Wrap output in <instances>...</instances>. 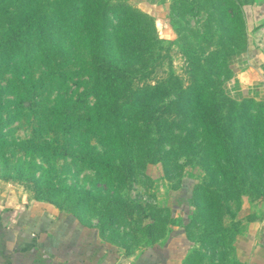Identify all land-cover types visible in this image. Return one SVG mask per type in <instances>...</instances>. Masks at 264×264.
<instances>
[{
	"label": "rangeland",
	"instance_id": "obj_1",
	"mask_svg": "<svg viewBox=\"0 0 264 264\" xmlns=\"http://www.w3.org/2000/svg\"><path fill=\"white\" fill-rule=\"evenodd\" d=\"M241 2L166 0L152 13L128 0H0V36L20 29L16 54L0 47V185L24 206L77 214L127 258L183 225L171 204L189 180L188 264H224L240 217L264 212V100L223 93L229 58L254 44ZM115 35L132 36L137 55L123 62L143 58L148 74L123 80L144 92L107 119L88 108L99 100L86 70L90 38ZM59 62L75 72L66 83ZM64 93L77 110L59 121Z\"/></svg>",
	"mask_w": 264,
	"mask_h": 264
},
{
	"label": "crops",
	"instance_id": "obj_2",
	"mask_svg": "<svg viewBox=\"0 0 264 264\" xmlns=\"http://www.w3.org/2000/svg\"><path fill=\"white\" fill-rule=\"evenodd\" d=\"M128 1L152 13L166 4V0ZM241 11L254 44L245 53L229 58L231 74L224 87L235 98L264 99V46L260 33L264 27V0H242ZM173 193L171 214H180L182 222L187 221L189 194L183 189ZM247 215L240 217L243 229L231 239V251L224 264H264V212ZM192 246L182 225L169 231L159 243L129 255L127 261L188 264ZM117 257L120 258L117 248L75 213L24 206L13 191L0 185V264H113Z\"/></svg>",
	"mask_w": 264,
	"mask_h": 264
},
{
	"label": "trees",
	"instance_id": "obj_3",
	"mask_svg": "<svg viewBox=\"0 0 264 264\" xmlns=\"http://www.w3.org/2000/svg\"><path fill=\"white\" fill-rule=\"evenodd\" d=\"M21 6V5H20ZM10 19V18H9ZM19 18H12V20L17 21ZM127 21V20H126ZM125 20L122 18H119V22L125 24ZM128 22V21H127ZM106 25V22L104 23ZM107 35L106 31H102V34ZM20 34V29L18 26H12L9 27L7 30L1 33L0 36V47L3 50H7L10 54H7L8 56H12L13 54H16L18 49H17V38ZM117 34V33H116ZM115 38L118 39L116 41H112L110 39H103L101 37L95 38H90L91 44L94 45V53L97 55V60L96 62L92 63V66H89V68L86 70L90 71L89 76L93 78V83H92V91L94 92L96 100H99V104H94L88 106L90 110H100L102 113L101 115L104 116L105 118H110L111 116H115L117 113H121L122 110L128 108L129 106H135L137 99L139 97V93L144 92L143 88H135L133 87V83L131 81H123L125 79H130L133 74L140 72L143 74H148V69L147 66L145 65V60L141 61V66L139 67H132L134 62H123L125 58H131L135 57L137 55V48L135 46V42L132 39V36L130 38H123L121 35L116 36ZM99 39H102L99 41ZM15 40L14 42H12ZM111 41L112 45L115 43V48L111 46ZM12 42V43H10ZM15 53H14V52ZM56 54L62 55L67 53L65 48L61 47H56L55 49ZM144 67L143 70H141ZM229 69L230 66L228 64ZM51 72L57 76L63 75L64 83L67 82V80L70 78V75H74V71L70 70V68L63 66L60 62L55 65V68H51ZM85 72V70H84ZM77 75V73L75 74ZM88 77V74H86ZM136 75V74H135ZM225 83V82H224ZM223 83V93L225 94L226 97L231 98L232 100L235 101H243V100H253L255 98L253 97H243V98H235L231 95H229L226 92V89L224 87ZM116 84H123L122 90H116ZM117 94H120L124 99L125 103L124 104H119L116 102L117 100ZM67 94L64 93V95H60L59 99L60 102H57V108L59 110V121L61 120H66L67 117L70 114H66V112L71 113L73 110L76 108L75 103L71 104L68 101ZM259 100V99H257ZM264 100V99H262ZM102 109V110H101ZM77 110V108H76ZM66 115V116H65ZM65 117V119H63ZM84 117V116H82ZM206 123L208 124L207 118L205 119ZM67 125V124H66ZM76 125H80L79 123H76ZM81 127L83 128V132L85 133L89 131V128L87 124H84ZM85 130V131H84ZM78 134V133H76ZM76 136V135H74ZM189 181V180H188ZM187 180L184 181V186L182 185V189L185 190L191 198L193 197V191L195 188V183L191 185L189 184ZM77 215V214H76ZM190 213L188 214L187 221H183V225L185 227V233L186 235L191 239L193 242V236L190 235V221L191 218H189ZM192 215V214H191ZM172 219L174 217H171ZM118 259V257H117ZM117 259L113 262V264L116 263Z\"/></svg>",
	"mask_w": 264,
	"mask_h": 264
},
{
	"label": "water",
	"instance_id": "obj_4",
	"mask_svg": "<svg viewBox=\"0 0 264 264\" xmlns=\"http://www.w3.org/2000/svg\"><path fill=\"white\" fill-rule=\"evenodd\" d=\"M262 45L264 46V27L260 28ZM115 264H128L127 258L120 257Z\"/></svg>",
	"mask_w": 264,
	"mask_h": 264
}]
</instances>
